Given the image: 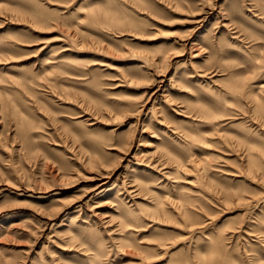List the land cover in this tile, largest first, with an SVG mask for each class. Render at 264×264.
<instances>
[{
	"label": "rangeland",
	"instance_id": "rangeland-1",
	"mask_svg": "<svg viewBox=\"0 0 264 264\" xmlns=\"http://www.w3.org/2000/svg\"><path fill=\"white\" fill-rule=\"evenodd\" d=\"M0 264H264V0H0Z\"/></svg>",
	"mask_w": 264,
	"mask_h": 264
}]
</instances>
